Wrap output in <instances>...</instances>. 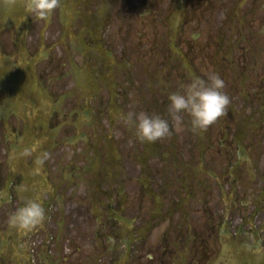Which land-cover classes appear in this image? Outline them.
Masks as SVG:
<instances>
[{"label":"flooded vegetation","instance_id":"flooded-vegetation-1","mask_svg":"<svg viewBox=\"0 0 264 264\" xmlns=\"http://www.w3.org/2000/svg\"><path fill=\"white\" fill-rule=\"evenodd\" d=\"M212 72L230 104L193 130L168 96ZM0 264H264V0L0 7Z\"/></svg>","mask_w":264,"mask_h":264},{"label":"clouds","instance_id":"clouds-1","mask_svg":"<svg viewBox=\"0 0 264 264\" xmlns=\"http://www.w3.org/2000/svg\"><path fill=\"white\" fill-rule=\"evenodd\" d=\"M20 4L25 15H34L46 20L60 5V0H0V7ZM225 82L215 72L207 78L194 77L183 91L170 93L169 113L184 112L190 117L193 130H204L224 115L230 104L229 96L223 91ZM134 113L127 119L133 121ZM137 137L141 141L153 142L169 134V122L161 116L139 115L135 118ZM23 187L21 191H23ZM45 212L40 197L25 198L9 218V224L18 230L30 231L41 225Z\"/></svg>","mask_w":264,"mask_h":264}]
</instances>
